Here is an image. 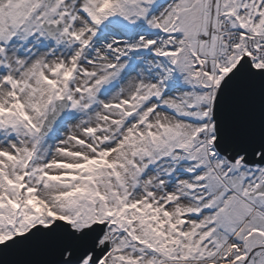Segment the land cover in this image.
I'll return each mask as SVG.
<instances>
[{
    "label": "snow or ice",
    "instance_id": "obj_1",
    "mask_svg": "<svg viewBox=\"0 0 264 264\" xmlns=\"http://www.w3.org/2000/svg\"><path fill=\"white\" fill-rule=\"evenodd\" d=\"M0 264H264V0H0Z\"/></svg>",
    "mask_w": 264,
    "mask_h": 264
}]
</instances>
